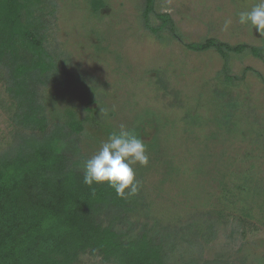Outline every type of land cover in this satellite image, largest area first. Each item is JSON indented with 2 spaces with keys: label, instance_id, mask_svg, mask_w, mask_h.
Here are the masks:
<instances>
[{
  "label": "rangeland",
  "instance_id": "1",
  "mask_svg": "<svg viewBox=\"0 0 264 264\" xmlns=\"http://www.w3.org/2000/svg\"><path fill=\"white\" fill-rule=\"evenodd\" d=\"M143 1L52 0L46 47L62 85L40 87L38 101L48 128L73 133L58 151L84 173L112 132H134L149 163L133 166L139 194L111 230L124 242L144 234L163 264H264V61L250 52H264V37L238 23L258 0H155L177 38L147 28ZM209 38L245 49L223 59L186 47ZM5 77L0 152L29 135ZM74 264L112 263L83 255Z\"/></svg>",
  "mask_w": 264,
  "mask_h": 264
},
{
  "label": "trees",
  "instance_id": "2",
  "mask_svg": "<svg viewBox=\"0 0 264 264\" xmlns=\"http://www.w3.org/2000/svg\"><path fill=\"white\" fill-rule=\"evenodd\" d=\"M143 2L147 28L177 38L171 17L155 12V0ZM54 10L52 0H0V70L16 103V123L29 132L0 152V264H74L83 255L112 264H163L160 247L144 234L124 242L111 230L129 209L127 200L107 184H93V193L84 173L72 171L70 159L58 151L71 130L48 128L38 92L49 83L62 85L58 55L46 47ZM151 18L159 24L149 26ZM186 47L212 49L223 59L245 49L212 38ZM250 52L264 61L262 49Z\"/></svg>",
  "mask_w": 264,
  "mask_h": 264
},
{
  "label": "clouds",
  "instance_id": "3",
  "mask_svg": "<svg viewBox=\"0 0 264 264\" xmlns=\"http://www.w3.org/2000/svg\"><path fill=\"white\" fill-rule=\"evenodd\" d=\"M238 23L250 25L264 37V0H258L250 11L240 12ZM231 24V20H226L224 29L227 31ZM148 163L144 140L121 127L120 131L112 132L100 150L84 162L83 183L93 193V184H107L122 199L134 197L139 194L141 185L135 179L133 166H147Z\"/></svg>",
  "mask_w": 264,
  "mask_h": 264
}]
</instances>
